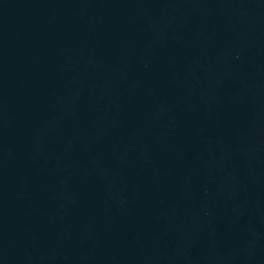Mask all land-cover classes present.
Here are the masks:
<instances>
[{"label": "water", "instance_id": "95a60500", "mask_svg": "<svg viewBox=\"0 0 264 264\" xmlns=\"http://www.w3.org/2000/svg\"><path fill=\"white\" fill-rule=\"evenodd\" d=\"M0 264H264V0H0Z\"/></svg>", "mask_w": 264, "mask_h": 264}]
</instances>
